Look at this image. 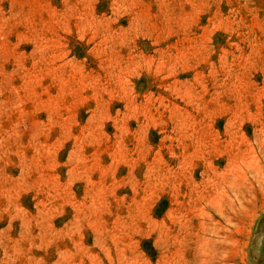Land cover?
I'll return each instance as SVG.
<instances>
[{
  "label": "rangeland",
  "instance_id": "374dc122",
  "mask_svg": "<svg viewBox=\"0 0 264 264\" xmlns=\"http://www.w3.org/2000/svg\"><path fill=\"white\" fill-rule=\"evenodd\" d=\"M0 264H264V0H0Z\"/></svg>",
  "mask_w": 264,
  "mask_h": 264
}]
</instances>
